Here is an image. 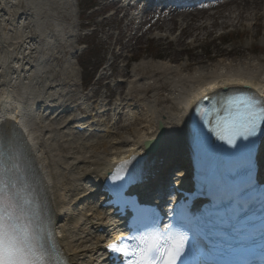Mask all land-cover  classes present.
I'll return each mask as SVG.
<instances>
[{
	"label": "bare ground",
	"instance_id": "6f19581e",
	"mask_svg": "<svg viewBox=\"0 0 264 264\" xmlns=\"http://www.w3.org/2000/svg\"><path fill=\"white\" fill-rule=\"evenodd\" d=\"M56 3L64 15L76 8L75 0H0V138L22 149L29 160L26 173L42 185L53 239L66 264H101L113 212L98 198L107 175L121 165L146 186L168 175V186L187 190L191 177L188 172L181 174L175 164L177 158L188 161L190 157L186 140L190 108L205 95L231 90L254 91L264 98V60L197 62L193 70L177 65L176 56L168 63H137L130 72L132 80L116 85L128 89L126 97L109 111L114 120L126 115L134 126L126 125L119 129L125 134H117L114 120L109 124L104 119L90 121L92 115L104 118L107 114L105 107L94 109L90 118V111L83 118L89 121L80 124L87 127L86 139L75 140L74 112L84 98L74 90L73 50L64 64H58L61 45L74 34L65 32L66 24L54 11ZM165 12L166 8L160 10L166 26L162 38L170 39L175 26L181 37L193 31L207 37L225 28L250 29L254 22L257 38L264 21V0H215ZM181 37L177 44L182 43ZM148 65L166 77L154 82L159 75L140 79L139 68ZM137 92L155 94L152 101L144 102L148 107L140 125V115L128 105L130 95ZM160 92L167 96L160 98ZM159 125L163 131L158 146L146 153L145 143L157 138ZM67 149L69 153L64 154ZM262 161L264 167V157Z\"/></svg>",
	"mask_w": 264,
	"mask_h": 264
},
{
	"label": "rangeland",
	"instance_id": "374dc122",
	"mask_svg": "<svg viewBox=\"0 0 264 264\" xmlns=\"http://www.w3.org/2000/svg\"><path fill=\"white\" fill-rule=\"evenodd\" d=\"M111 1L76 0L74 13L68 10V15L61 14L59 3H56L54 7L56 16L61 17L60 19L66 24L65 32L72 33L73 30L74 34L72 40L69 39L61 45L63 55L57 58L58 64H64L65 59L70 56L71 49H76L83 44H88L91 47L89 52L76 58V71L78 73L76 79L79 86L76 83L77 86L74 89L80 93L83 91L88 99L86 106L89 109L107 104V101L102 98L106 94L112 95L111 101L107 105L109 109L117 104L119 100L122 101L126 97L128 89H119L115 85L123 79L130 82L132 80L130 72L138 62L145 61L146 64L154 62L168 63L172 56H176L179 60L177 65L183 67L184 70H193L197 62L212 65L220 61L236 62L242 58L264 60V21L261 22L257 38H255L254 22L251 24L250 29L248 27L238 28L236 32L235 29L225 28L216 30L212 36L207 37L201 35L198 31H193L192 35L181 37L179 27L175 26L170 39H168L162 38L166 28L164 23H156V20H152L151 29L149 25H146L137 31V25H133L128 17H124L128 13V9H122L119 4L111 5ZM109 7L114 8L113 11L120 10V15L111 16ZM106 13L108 14L106 15ZM87 28H89V31H93L94 34L90 38H84V35L88 33L85 30ZM245 30L250 32L243 33ZM222 34H225V36L220 38ZM180 37L182 43L177 44L176 41ZM117 42L119 44L118 49L115 47ZM83 49H85V46ZM212 59H215V62H212ZM111 64L113 75L111 76L112 79L107 81L105 78L109 77L110 71L106 68ZM93 67L97 70V73L94 72L96 70H93ZM166 75L165 72L151 68L150 65L138 70L140 79L149 80L157 76L153 82L162 80ZM63 76L66 77V75ZM93 76L95 78L93 83L91 82V88L85 90V85ZM105 87L108 90L106 93L102 91ZM154 95L151 92H137L130 95L128 105L132 107L131 111L133 113L140 115L137 117L139 125L143 124L144 120L141 115L145 113L144 109L146 110L148 107L144 102L152 101ZM166 96L167 94L164 92L159 94L162 99ZM72 102H76V98H73ZM105 119L107 123H110L112 114L109 113ZM115 122L117 126L114 132L124 135L126 131H120L119 129L129 124L132 125L133 120L124 115L118 117ZM74 139L82 140L84 138L81 136L74 137ZM63 153L68 154L69 150H64Z\"/></svg>",
	"mask_w": 264,
	"mask_h": 264
},
{
	"label": "snow or ice",
	"instance_id": "6c2138e0",
	"mask_svg": "<svg viewBox=\"0 0 264 264\" xmlns=\"http://www.w3.org/2000/svg\"><path fill=\"white\" fill-rule=\"evenodd\" d=\"M200 116L203 122L214 124L209 131L219 140L235 146L238 137L247 140L264 125V99L234 94L217 101ZM209 116L211 120L206 119ZM6 155L0 138V264H59L54 245L36 220L32 201L8 178L17 165L9 167ZM126 239L130 243L121 240L108 245L124 258V264H178L187 244L186 235L172 226L165 230L152 226Z\"/></svg>",
	"mask_w": 264,
	"mask_h": 264
},
{
	"label": "water",
	"instance_id": "95a60500",
	"mask_svg": "<svg viewBox=\"0 0 264 264\" xmlns=\"http://www.w3.org/2000/svg\"><path fill=\"white\" fill-rule=\"evenodd\" d=\"M160 131H161V133H162V131H163V128H162V126L160 125Z\"/></svg>",
	"mask_w": 264,
	"mask_h": 264
}]
</instances>
